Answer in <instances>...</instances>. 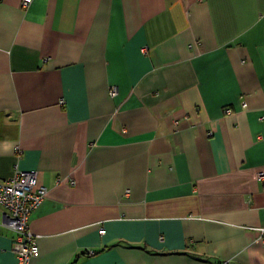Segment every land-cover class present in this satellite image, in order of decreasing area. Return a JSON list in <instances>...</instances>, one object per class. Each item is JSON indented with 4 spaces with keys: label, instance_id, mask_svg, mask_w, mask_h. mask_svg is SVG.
Masks as SVG:
<instances>
[{
    "label": "crops",
    "instance_id": "0c3cea01",
    "mask_svg": "<svg viewBox=\"0 0 264 264\" xmlns=\"http://www.w3.org/2000/svg\"><path fill=\"white\" fill-rule=\"evenodd\" d=\"M22 2L0 0V180L49 188L29 264H264V0ZM15 237L0 208V264Z\"/></svg>",
    "mask_w": 264,
    "mask_h": 264
},
{
    "label": "built area",
    "instance_id": "2783aa9c",
    "mask_svg": "<svg viewBox=\"0 0 264 264\" xmlns=\"http://www.w3.org/2000/svg\"><path fill=\"white\" fill-rule=\"evenodd\" d=\"M32 1L23 0L22 3L29 6ZM116 93L117 88H112L111 94ZM226 111L231 112L232 109ZM259 177L264 180V172H260ZM48 192V186L39 182L36 171L17 168L13 177L0 180V208L5 211V225L16 233L14 252L19 264H29L40 253L37 235L30 229L29 223L33 212L44 202ZM259 230L264 233V227Z\"/></svg>",
    "mask_w": 264,
    "mask_h": 264
}]
</instances>
